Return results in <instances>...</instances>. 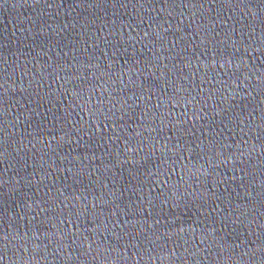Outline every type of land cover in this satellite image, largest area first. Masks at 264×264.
Masks as SVG:
<instances>
[{
	"label": "water",
	"instance_id": "95a60500",
	"mask_svg": "<svg viewBox=\"0 0 264 264\" xmlns=\"http://www.w3.org/2000/svg\"><path fill=\"white\" fill-rule=\"evenodd\" d=\"M0 264H264V0H0Z\"/></svg>",
	"mask_w": 264,
	"mask_h": 264
}]
</instances>
